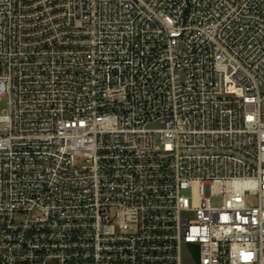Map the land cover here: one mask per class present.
<instances>
[{
    "label": "built area",
    "instance_id": "1",
    "mask_svg": "<svg viewBox=\"0 0 264 264\" xmlns=\"http://www.w3.org/2000/svg\"><path fill=\"white\" fill-rule=\"evenodd\" d=\"M0 100V264H264V0H0Z\"/></svg>",
    "mask_w": 264,
    "mask_h": 264
},
{
    "label": "rangeland",
    "instance_id": "2",
    "mask_svg": "<svg viewBox=\"0 0 264 264\" xmlns=\"http://www.w3.org/2000/svg\"><path fill=\"white\" fill-rule=\"evenodd\" d=\"M6 109H7V106H6L5 100H0V115H2ZM217 203H219V201ZM187 264H193V263H187Z\"/></svg>",
    "mask_w": 264,
    "mask_h": 264
}]
</instances>
